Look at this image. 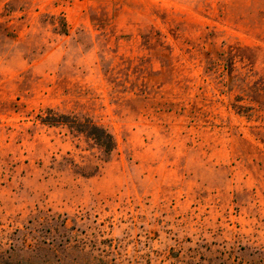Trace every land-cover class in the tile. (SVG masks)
<instances>
[{"label":"rangeland","instance_id":"1","mask_svg":"<svg viewBox=\"0 0 264 264\" xmlns=\"http://www.w3.org/2000/svg\"><path fill=\"white\" fill-rule=\"evenodd\" d=\"M5 262L264 264V0H0Z\"/></svg>","mask_w":264,"mask_h":264},{"label":"trees","instance_id":"2","mask_svg":"<svg viewBox=\"0 0 264 264\" xmlns=\"http://www.w3.org/2000/svg\"><path fill=\"white\" fill-rule=\"evenodd\" d=\"M39 118L43 124L50 126L64 125L72 131L84 135L93 141L106 155H111L115 149L116 143L113 135L104 127L96 124L91 118H80L65 114L58 115L52 111H48L44 116L39 115Z\"/></svg>","mask_w":264,"mask_h":264}]
</instances>
